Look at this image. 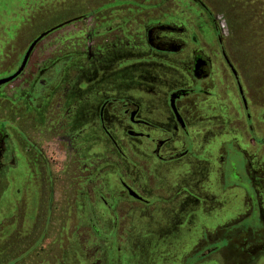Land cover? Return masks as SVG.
<instances>
[{
  "label": "flooded vegetation",
  "instance_id": "obj_1",
  "mask_svg": "<svg viewBox=\"0 0 264 264\" xmlns=\"http://www.w3.org/2000/svg\"><path fill=\"white\" fill-rule=\"evenodd\" d=\"M96 11L91 14L96 28L89 37L99 46L95 57L85 52L78 56L85 69L66 67L69 58L64 57L28 70L39 41L23 71L12 78L34 39L17 65L0 77L8 80L0 85V238L21 227L18 217L12 221L7 215L20 213L25 204L21 197L11 199V188L24 184V169L31 163L38 186L42 171L52 168L64 174L80 171L85 179L95 173L84 187L91 209L88 229L94 235L96 218L118 216L121 201L134 205L121 206L123 213H151L150 207L159 204L158 216L175 220V236L171 234L166 247L176 254L177 264H264V142L257 131L262 120L253 118L251 100L221 38L216 35L218 52L204 51L193 47L196 38L185 27L156 23L143 30L141 43H135L142 52L136 53L130 22ZM84 19L80 15L49 33ZM134 88L141 98L129 95ZM86 91L91 101L83 100ZM73 128L79 130L77 140L70 136ZM101 155L119 168L112 178L116 188L106 196L90 184ZM156 170L167 178L163 188L152 180ZM173 178L178 180L174 195L156 198L174 186ZM47 182L49 220L52 180ZM233 192L249 204L246 215L229 223L227 232L222 230L225 224L212 231L204 228L210 224L206 216L222 208L225 196ZM15 193L20 195L18 189Z\"/></svg>",
  "mask_w": 264,
  "mask_h": 264
},
{
  "label": "rangeland",
  "instance_id": "obj_2",
  "mask_svg": "<svg viewBox=\"0 0 264 264\" xmlns=\"http://www.w3.org/2000/svg\"><path fill=\"white\" fill-rule=\"evenodd\" d=\"M63 3L69 7L68 12L67 10L65 13L60 12V6L57 5ZM100 4L101 7L97 10L105 13L106 17L114 14L115 18H123L130 22L131 28L128 27V31L134 37V46L141 43L140 38L146 26L156 23L169 22L185 27L188 34L196 38V45L193 47L197 49L203 47L204 51L206 47L211 52L219 51L216 39L218 35L242 78L247 97L251 100L253 118L262 120L261 123L258 122L257 131L261 132L264 142V0H0V17L14 18L13 21L17 22L26 21L21 30L15 31L20 37L15 45L12 42V47H15L17 51L20 46L25 50L29 40L33 41L41 33L50 29L36 27L41 23L46 25L57 23L56 21L63 14L66 17L61 19L62 21L64 19L67 21L68 16L71 20L83 15L85 17L83 21L60 28L52 33L49 39L44 40L40 48L33 53L28 68H35L36 62L48 56H71L67 61L69 65L75 62V58L81 56L83 52L89 58L96 56L99 43L89 37L96 28V18L90 16L91 11ZM247 7L250 9L247 10ZM211 21L215 23L213 27L216 28V32L213 31ZM103 46L111 45L105 43ZM12 52L6 61L7 67L12 66L16 59L14 49ZM134 52H142L141 46H138ZM84 62H80V67L85 69ZM129 95L136 99L142 97L135 88L129 90ZM87 98L86 91L83 100L91 101ZM259 107L261 114L258 113ZM261 158V165L264 168V147ZM97 168V177L93 176L90 184L92 188H96L106 196L107 192L111 193L110 190L116 188L112 178L117 175L119 168L113 165V161L108 160L105 155H101ZM122 169L126 170L124 167ZM198 170L202 171L204 168L199 167ZM77 174L80 173L76 171L68 177L57 168H52L49 172L42 171L41 181L46 182L48 178L52 180L54 213H51L49 220L45 214V204H43L49 191L45 184L40 181L37 189L36 183L29 177V182L24 181L25 185L13 189L12 196H15V190L18 189L25 206L21 208V214L18 217L21 227L19 226L17 231L20 234L18 235V232H14L12 228L2 243L3 248L0 247L3 250V252L0 251V264H159L168 263L174 259L175 253H171L166 246L172 238L175 220L171 215L167 219H161L158 216V212L161 211L159 204L150 207L151 213L149 210L143 212L129 210L123 213L125 210L121 208L122 205H119L120 209L116 212L118 216H114L112 220L107 217L104 220L96 218L98 235L88 232L89 224L86 215L90 212V207L85 200V194L88 196L84 188L86 180L81 174L79 177ZM152 174H154L153 182L163 188L167 179L165 175L159 170L153 171ZM27 175L30 173L24 172V180H28ZM173 179L174 186L168 190L165 188L162 193H156V198L166 199L164 193L174 195L178 180ZM215 179L212 172L210 180L215 182ZM37 192L40 203L36 198ZM218 195L219 198L222 197ZM224 199L225 205L220 202L223 209L211 210L212 213L206 216L205 220L207 222L209 219L210 224L204 228L212 231L211 228L222 229L224 224L225 228L237 218H243L250 209L249 204L246 205L243 197L239 198L237 192L228 193ZM109 200L108 203H111L112 199L109 198ZM32 201L35 202L32 204ZM262 205L264 206V193ZM166 208L168 211L167 206ZM205 209L208 211V207ZM9 214H7L8 217H11L13 221L15 213ZM195 229L197 227H194ZM165 230L170 231L165 232ZM222 230L227 232L228 228ZM173 243L176 244L177 241ZM33 245L36 246L32 252L26 251ZM48 246H51L50 251Z\"/></svg>",
  "mask_w": 264,
  "mask_h": 264
},
{
  "label": "crops",
  "instance_id": "obj_3",
  "mask_svg": "<svg viewBox=\"0 0 264 264\" xmlns=\"http://www.w3.org/2000/svg\"><path fill=\"white\" fill-rule=\"evenodd\" d=\"M62 5V6H61ZM59 4V5H57V6H60L59 7V9H60V12L62 11V13H65L66 12V10H67V12L69 11V7H66V4ZM99 7H101V4L96 8V9H94V10H92L91 12L92 13H94ZM98 11V10H97ZM96 11V12H97ZM60 12H58V13H60ZM17 13V12H16ZM16 13H14V14H16ZM13 16V15H12ZM15 17V16H14ZM64 17H66V16H64V14H63V16H60L59 18H58V21H56L57 23H48L47 25L45 24V23H41L40 25H38V26H36V27H49L50 29L49 30H47V31H45V32H43V33H46V32H51L52 30L51 29H53L54 27H59L61 24H63V23H65L66 21H62L61 19H63ZM90 17H94V15H92V16H90ZM14 20V18H11V19H7L6 17H3V18H1L0 17V77L1 76H3L4 74H5V72L6 71H9L10 69H13L16 65H17V63H18V61L21 59V57H22V55H23V53H24V48L22 47V46H20L19 47V49L16 51V48L15 47H12V42H14V45L16 44V42H17V39H19V35H18V32H15V31H17V29L18 30H21V28H22V25L23 24H26V21L24 20V21H20V22H17V21H13ZM61 20V21H60ZM66 20L68 21V20H70L69 19V16H68V18H66ZM13 23L15 24L14 26H13ZM22 32V31H21ZM16 33V34H15ZM43 33H41V34H43ZM54 33V32H53ZM40 34V35H41ZM51 34L52 33H48L45 37H43L41 40H40V43L38 44V46L36 47V49H35V51L34 52H36V50H38L39 48H40V45L42 44V42L44 41V40H46V39H49L50 38V36H51ZM39 35V36H40ZM38 36V37H39ZM37 37V38H38ZM36 38V39H37ZM31 41L32 40H29L28 41V43H31ZM12 49H14V54H15V56H16V59H15V61H14V63L12 64V66H8L7 67V63H6V61H7V59L8 58H10V55H11V53H13L12 52ZM43 49H44V47H43ZM33 52V53H34ZM33 55V54H32ZM69 55V54H68ZM65 57V59L67 60L68 58H70L71 56H62V57H54V56H48V57H45L44 59H42L41 61H38V62H36L35 63V68L33 67V68H28V70H30V71H32V70H35V69H37V68H39V67H46V66H49L53 61H55V59H57V58H64ZM76 60H75V62H73L72 64H69V65H66V67H68V68H72V69H77V67H78V69H79V67H80V60H79V58L78 57H76L75 58ZM73 88V86L71 87V89ZM74 91H77V89L76 90H74ZM80 95V94H79ZM83 97V96H82ZM76 99H80L78 96H76ZM79 129V128H78ZM78 129H76V130H78ZM79 131V130H78ZM78 131H75V129L73 128L72 129V131H71V134H70V136L73 138L74 137V139H79V134H78ZM72 133H74L73 135H72ZM28 158L29 159H31V157H32V153L31 152H29L28 154ZM29 168V169H28ZM24 172H29L30 173V175H27L28 176V180H24L25 182H29V177H31V180H32V182H34V174H33V172H34V170H33V166L31 165V163L28 165V167L27 168H25L24 169ZM76 171H72V172H70L69 174L67 173V172H65V174L68 176V177H70L71 176V174H74ZM80 173V171H77V173ZM263 172H264V170H263ZM95 173L94 172H92L91 174H90V176L91 175H94ZM23 175H24V173H23ZM63 175H64V173H63ZM80 175V174H79ZM79 175L77 174V176L79 177ZM85 175V174H84ZM90 176L88 177V178H86L85 180H86V183H85V186H86V184H87V180L88 179H90ZM78 177H77V179H78ZM70 180V179H69ZM23 181V182H24ZM44 183L43 184H45L46 186H48V182L46 181H43ZM70 182H71V180H70ZM23 185H25V183L24 184H20V186H17V187H21V186H23ZM84 186V187H85ZM16 187V186H15ZM15 187H12L11 188V190L13 191V189L15 188ZM36 187H37V189H38V185H36ZM47 190H48V188H47ZM11 191V192H12ZM21 195H17V193H15V196L13 195H10V197H11V199L12 200H15V199H18L19 197H20ZM262 197H263V193H262ZM36 198H38L37 200H39V197H38V192L36 193ZM47 199H48V197L46 198V201H45V203H43V204H45V207H46V202H47ZM36 200V201H37ZM33 203L35 202V201H32ZM20 203H23L22 201L20 202ZM39 203H40V200H39ZM119 205H122V206H126V207H131L132 209H134V205H130V204H127V203H125V202H123V201H121L120 203H119ZM118 205V206H119ZM25 206V205H24ZM53 209H54V199H53V203H52V213H54V211H53ZM128 212V211H127ZM126 212V213H127ZM20 214H21V211H20V213L18 212V210H16V212H15V214H14V216H16V217H19L20 216ZM45 214L47 215V207H46V211H45ZM53 215V214H52ZM1 216V215H0ZM47 217H48V215H47ZM1 220V219H0ZM87 231L88 232H90V230L87 228ZM14 232H18V235L20 234L19 233V231H14ZM17 234V233H16ZM6 240V238L5 239H3L2 238V236H1V238H0V247L1 248H3L2 247V243L4 242ZM48 250L50 251L51 250V246L49 247L48 246ZM0 251H2L3 252V250H1L0 249ZM51 256H53V255H51ZM176 254H175V256H174V259L172 260V261H170V262H164V263H159V264H177L176 263Z\"/></svg>",
  "mask_w": 264,
  "mask_h": 264
},
{
  "label": "water",
  "instance_id": "obj_4",
  "mask_svg": "<svg viewBox=\"0 0 264 264\" xmlns=\"http://www.w3.org/2000/svg\"><path fill=\"white\" fill-rule=\"evenodd\" d=\"M48 33H49V32H46V33L41 34L37 39H35V40L31 43V45L29 46V48H28L26 54L24 55V58H23L22 63H21V65H20V67H19V70L13 75L12 78L16 77L19 73H21V72L23 71V69H24L25 66H26V62H27V60H28V58H29V56H30L32 50L34 49V47L36 46V44H37V43H38L43 37H45ZM7 81H8V80H1V79H0V85L4 84V83L7 82ZM129 193H130V195H131L132 197H134V198H138V196L135 195L134 193H132V192H129Z\"/></svg>",
  "mask_w": 264,
  "mask_h": 264
},
{
  "label": "trees",
  "instance_id": "obj_5",
  "mask_svg": "<svg viewBox=\"0 0 264 264\" xmlns=\"http://www.w3.org/2000/svg\"><path fill=\"white\" fill-rule=\"evenodd\" d=\"M255 6H257V4L255 5ZM246 9V8H245ZM250 9V7H247V10H249ZM264 15V14H263Z\"/></svg>",
  "mask_w": 264,
  "mask_h": 264
}]
</instances>
